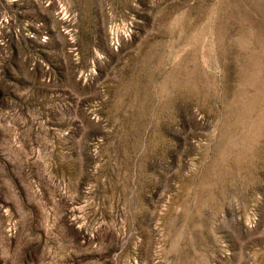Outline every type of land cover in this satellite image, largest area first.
<instances>
[{"label":"rangeland","instance_id":"obj_1","mask_svg":"<svg viewBox=\"0 0 264 264\" xmlns=\"http://www.w3.org/2000/svg\"><path fill=\"white\" fill-rule=\"evenodd\" d=\"M0 264H264V0H0Z\"/></svg>","mask_w":264,"mask_h":264}]
</instances>
